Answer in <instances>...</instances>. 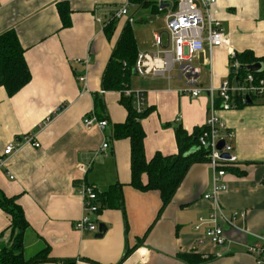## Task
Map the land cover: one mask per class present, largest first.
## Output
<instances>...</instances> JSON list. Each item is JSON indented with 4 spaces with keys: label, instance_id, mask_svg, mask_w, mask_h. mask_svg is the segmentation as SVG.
Wrapping results in <instances>:
<instances>
[{
    "label": "crops",
    "instance_id": "obj_1",
    "mask_svg": "<svg viewBox=\"0 0 264 264\" xmlns=\"http://www.w3.org/2000/svg\"><path fill=\"white\" fill-rule=\"evenodd\" d=\"M124 2L0 0V35L13 29L17 32L32 75L30 84L12 98L0 85V191L7 197H18L31 226L25 235V257L49 248L50 257L61 262L41 264H185L177 256L190 253L214 257L205 264H256L244 245L252 237L236 231L228 230L231 242L226 246L208 242L197 245L207 227L202 226L200 231L195 227L213 210L212 203L204 199L212 189V170L207 163L191 167L159 220V193L141 192L131 186L130 141L109 140L111 126L125 123L127 110L121 104V93L102 94V78L129 18L130 6L112 39L104 26ZM60 5L70 10L71 25L67 28L62 26ZM156 7L145 9L164 16L173 9L160 5L158 11ZM212 14L222 23L230 48L213 51L212 68L203 64L202 56L195 61L201 69L199 86L205 91H217L225 80L236 82L230 70L238 63L237 55L250 51L257 58L264 57L262 0H217ZM164 33H160L162 37ZM136 41L139 53L155 50L154 40L145 37L144 42L136 37ZM85 74L89 92L81 96L77 78ZM137 76L131 80V91L143 93L147 108L153 109L142 121L147 159L158 153L165 157L177 155L176 128L192 134L204 127L207 92L198 98L184 94L186 85L177 74L170 81ZM95 95L102 96L107 106L103 117H107L110 129L106 131L83 124L96 111ZM218 116L235 134L233 144L238 158L237 167L228 172L227 191L219 195L221 207L228 216L244 212L246 218L239 219L236 226L264 236V99L221 110ZM29 134L36 135L40 148L21 143ZM105 142L110 143V150L104 153L101 147ZM11 143L21 146L4 157ZM91 161L86 175L79 171L80 165ZM84 181L101 193L122 185L124 212L116 207L102 211L98 224L107 228L102 239L75 229L84 215L75 188ZM143 181H147L146 176ZM10 224V216L0 209V236ZM149 230L145 243L121 263L126 251ZM6 244L1 239L0 249Z\"/></svg>",
    "mask_w": 264,
    "mask_h": 264
},
{
    "label": "built area",
    "instance_id": "obj_2",
    "mask_svg": "<svg viewBox=\"0 0 264 264\" xmlns=\"http://www.w3.org/2000/svg\"><path fill=\"white\" fill-rule=\"evenodd\" d=\"M124 1L114 14L117 20L128 16V7L131 6V3L130 0ZM216 2L217 0H175L173 9L165 14L167 42L164 43L160 33H155L153 35L155 50L139 53L134 70L135 74L142 78H164L169 81L177 71L178 77L184 81L187 88L184 94L198 98L207 92L209 106L204 125L205 131L199 138L197 148L206 153L207 164L212 170V189L204 196V199L212 203L213 210L209 217H201L199 224L195 227L196 231H200L202 226L207 227L203 238L199 239L197 245L200 247L208 242L217 247L226 246L231 242L228 230L236 231L246 238L252 237L251 242L244 244L245 249L256 259V264H264V236L253 234L245 228L239 229L236 222L239 219H245L246 214L241 212L228 216L219 201V195L228 189L226 180L228 172L237 167L238 158L234 152L235 134L218 116V112L221 110L230 111L239 108L233 96L240 98L241 105L247 104L248 99L252 101L264 99V80H256L253 74H249L243 84L225 80L217 91L214 88L208 91L200 88L201 69L196 67L195 61L202 56L203 64L212 68L213 51L218 48H230V41L222 23L215 20L212 14V8ZM128 21L133 23V19L128 18ZM83 63L88 66V61ZM233 67L239 69L240 65L236 62ZM77 80L81 96L87 94L89 89L86 74L78 77ZM125 94L128 97L134 95V104L138 112L143 111L147 106L143 93L127 91ZM83 124L86 128L98 127L102 131L110 129V123L107 120H100L95 113L86 117ZM221 142H224V146L220 150ZM21 143L40 148L35 134L26 135ZM21 143L7 145L4 157L13 155ZM109 150L110 143L105 142L101 151L105 153ZM223 154H228L229 158H223ZM92 163L93 161L80 165L79 171L86 175L91 169ZM75 189L84 208V215L75 224V229L82 233L97 234L99 231L98 218L100 217V205L97 204L98 190L85 181L78 182Z\"/></svg>",
    "mask_w": 264,
    "mask_h": 264
},
{
    "label": "trees",
    "instance_id": "obj_3",
    "mask_svg": "<svg viewBox=\"0 0 264 264\" xmlns=\"http://www.w3.org/2000/svg\"><path fill=\"white\" fill-rule=\"evenodd\" d=\"M130 3L141 8L154 5L150 0H130ZM59 12L63 28L69 27L71 25L70 10L64 7V5H60ZM114 14L115 12L111 14L109 21L104 26V32L109 39H112L114 36L119 23ZM25 52L26 50L22 46L19 36L14 29L0 35V85L5 89L8 97L12 98L16 96L32 80V75L25 59ZM138 54L134 29L132 24L127 21L114 48L112 58L104 72L102 92H118L122 95L121 104L127 110V119L123 124L111 126L109 140L110 142L120 140L130 141L131 186L141 192L159 193L162 201V207L157 217L159 220L165 209L173 202L191 167L195 164L207 163L206 153L197 148L199 138L205 131V127L196 128L192 134H188L182 127H177V155L165 157L158 153L152 159H147L145 151L146 133L142 121L149 116L153 109L146 106L143 111L138 112L134 104V95L132 94L131 97H128L125 94L127 91H131V80L135 77L134 68ZM236 60L240 67L243 68L239 69L237 74L231 77L235 76L239 84H243L249 74H253L256 80H264V70L260 73H251L245 69L246 66L257 63L264 65V57L257 58L252 52L247 51L237 55ZM233 97L239 107L248 105H241L240 98ZM95 110L100 120H107V117H103L107 113V106L102 96L95 95ZM191 152H193L192 155L185 157V155ZM1 160L2 158L0 157ZM144 176L147 177L146 182L143 181ZM97 192V204L100 205V215L104 209L114 207L124 212L122 185L117 184L110 187L106 193ZM0 209L11 218L10 226L0 236V240L5 236L9 238V243L1 246L0 264L61 262L50 257L49 248L42 250L33 257H25V235L31 229V226L26 219L23 208L18 202V197H7L0 191ZM150 230L139 240L134 248L126 251L121 263L127 260L135 250L145 243ZM177 258L185 264H205L214 260L212 256L203 258L199 254L192 253L178 255ZM88 262L90 264H97L92 261Z\"/></svg>",
    "mask_w": 264,
    "mask_h": 264
},
{
    "label": "rangeland",
    "instance_id": "obj_4",
    "mask_svg": "<svg viewBox=\"0 0 264 264\" xmlns=\"http://www.w3.org/2000/svg\"><path fill=\"white\" fill-rule=\"evenodd\" d=\"M150 1L153 2L154 5L158 6L157 7L158 11H160L161 4L169 5V7L172 8L175 2V0H150ZM262 1L264 2V0ZM129 19H133L132 26L134 29L135 37H137V39L139 40L142 38L144 42H145V37L148 40L149 39L152 40L153 42L154 40L152 38L153 33L155 32L164 33L166 29L164 14L158 13L157 15H153L152 9H145L132 4L129 8ZM119 25L120 24L118 23L117 27H119ZM163 40L164 43L167 42L166 33L163 34ZM176 74L177 71L174 72V75ZM3 239L7 242V244L9 243L8 236H5Z\"/></svg>",
    "mask_w": 264,
    "mask_h": 264
},
{
    "label": "water",
    "instance_id": "obj_5",
    "mask_svg": "<svg viewBox=\"0 0 264 264\" xmlns=\"http://www.w3.org/2000/svg\"><path fill=\"white\" fill-rule=\"evenodd\" d=\"M164 6H168V5L161 4V8H164ZM242 68L243 67H239V69H242ZM239 69L233 67V68H231L230 73L232 75H236L237 74V71ZM245 69L247 71L251 72V73H260V72H262L264 70V65L262 63H257V64H254V65H251V66H246ZM236 82H237V79H236ZM247 104L248 105H252L253 104V101L250 100V99H248L247 100ZM223 146H224V142H221L219 144V149L221 150L223 148ZM192 154H193V152L188 153L187 155H185V157H188V156H190ZM223 158L228 159L229 158V155L228 154H223ZM106 230H107V228H106V226L104 224H99V231L96 234V238L97 239H102L103 236H104V234L106 233ZM65 264H75V262H67Z\"/></svg>",
    "mask_w": 264,
    "mask_h": 264
}]
</instances>
